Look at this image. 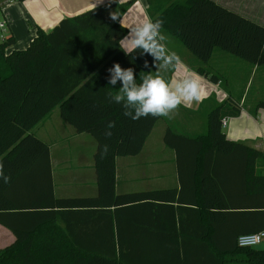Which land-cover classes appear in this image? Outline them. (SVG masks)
<instances>
[{
    "label": "trees",
    "instance_id": "1",
    "mask_svg": "<svg viewBox=\"0 0 264 264\" xmlns=\"http://www.w3.org/2000/svg\"><path fill=\"white\" fill-rule=\"evenodd\" d=\"M133 2L109 0L61 19L47 32L37 28L24 49L6 51L15 43L12 36L0 42V171L8 178L7 183L0 178V224L10 228L16 236L15 243L0 249V264H264V249L236 244L239 235L262 230L264 226L260 224L236 231L233 240L224 246L216 244V231L205 229L200 235L197 256L195 250L191 252L185 247L172 245L166 247L169 260L161 261L158 252L150 263L137 253L138 247L131 249L136 254L130 252L129 247L122 244V230L113 228L112 214L115 212L116 215L117 209L139 205L142 210L136 218L137 228L140 227L136 232H141L143 205L153 206V202L167 206L169 211L165 218L174 226L173 204L180 200L175 189L115 192V158L138 154L161 117L149 115L133 120L123 115L122 104L111 99L121 86L120 81L115 88L108 85L109 69L114 63H119L121 68L133 67L137 83L151 75V56L142 55L139 49L125 55L120 47V41L127 33L120 19ZM146 2L149 18L163 21L161 30L173 35L189 50L201 64L195 68L196 72L210 81L217 83L221 80L220 75L212 74L203 66L215 48L251 65H264V25L215 0ZM145 61L148 67L144 66ZM256 105L264 108V101ZM56 106H59L61 118L76 132L87 133L96 141L94 166L98 194L95 198L59 199L53 194L48 145L30 131ZM239 111V105L231 100L216 104L207 115L204 134L189 136L167 127L163 142L174 150L179 174L184 162H192L188 165L194 166L196 172L201 167L200 177L204 178L207 175L215 177L213 168L217 159L240 161L239 168L247 179L244 205L252 208L256 201L264 204V152L226 138L222 121L228 115H238ZM110 122L115 127L108 129ZM106 131L111 135H105ZM36 160L45 162L47 176L39 179V185L45 188H39V193L31 201L18 202L6 192L21 179L12 177V172L34 168L29 167V163ZM10 172L11 177H8ZM25 182L29 185L32 179L25 178ZM216 204L224 206L219 199ZM64 206L101 209L107 225L105 245H80L68 227L66 237L71 244L67 241L66 244L48 243L47 238L39 236L45 221L26 230L7 220L21 208L46 211ZM241 212L244 215L251 211ZM152 213L154 218L160 217L158 208ZM248 215H253L249 216L252 219L257 214Z\"/></svg>",
    "mask_w": 264,
    "mask_h": 264
},
{
    "label": "crops",
    "instance_id": "2",
    "mask_svg": "<svg viewBox=\"0 0 264 264\" xmlns=\"http://www.w3.org/2000/svg\"><path fill=\"white\" fill-rule=\"evenodd\" d=\"M106 1L109 0H21L16 3L13 1L5 3V0H0V16H3L8 23L7 35L15 40V43L6 51L26 48L35 36L37 28L47 32L61 19L77 15ZM215 1L264 25V0ZM146 8V0H134L127 8L120 19V24L127 29L126 35L120 41V47L127 39L134 38L130 30L149 18ZM24 21L34 28L28 43L27 39H21L19 42L14 35L22 29L21 23L24 25ZM29 21L32 23L29 24ZM162 32L167 37V48L179 56L180 62L167 68L161 67L159 63L155 68L152 62L151 75L159 74L173 90L177 81L195 78L201 85V91L199 100L182 101L168 116H161L138 154L115 158V192L117 194L175 189L176 196L180 198L173 204L174 226L165 218L166 212L169 211L167 206L158 205L156 202H153L155 203L153 206H149L148 203L143 205L144 223L141 224L143 226L141 232H136L140 228H137L136 221L142 210L139 205L125 206L117 209L116 215L115 212L112 214L113 228L118 227L122 230L120 234L122 244L127 245L133 254L136 253L131 249L138 247L137 253L142 254L143 259L149 263L158 252L161 261L169 260L166 247L172 245L185 247L191 252L195 250L194 253L197 256L200 235L205 229L216 231L214 237L216 244L224 246L233 240L236 231L252 225L264 226L262 214L264 204L256 201V205L252 208L244 205L246 204L247 179L243 177L242 169L239 168L240 161L229 158L217 159L214 162L216 168H213L215 177L207 175L204 178L200 177L201 167H198L196 172L194 166L188 165L192 162H184L179 174L175 152L163 142L165 129L170 127L165 119L174 121L176 128L173 130L177 133L189 136L204 134L209 111L216 104H226L227 100H231L239 105L240 111L236 116L228 115L224 118L225 124L222 126L226 138L264 152V108H258L256 105L259 101H264L262 94L264 65H251L215 48L209 61L203 65L210 72L220 75L221 80L214 83L196 72L195 68L201 64L196 58L193 60L189 56L187 53L189 51L183 49L173 35L163 30ZM241 78L243 79L240 82ZM251 78L252 81L255 78V89L249 95ZM203 128L205 130L201 131ZM30 132L48 145L50 177L56 198H95L97 196L94 166L96 141L91 135L76 132L61 118L59 106L54 107ZM29 164V167L34 168L16 169L12 172V177H21V179L19 183L16 182L13 185L12 189L6 191L18 202L31 201L30 199L39 193V188H45L44 185L42 187L39 185V179L47 176L45 162L36 160ZM8 177H11V172ZM25 178L32 179V183L27 185ZM218 199L224 206H217ZM203 205L209 207L202 208ZM157 208L160 217L154 218L152 212ZM32 209L34 208L16 210L7 217V220L16 227L26 230L45 221L46 225L39 232V236L47 238L48 243L52 241L54 244L62 242L71 244L66 237L68 227L76 243L80 245H105V226L107 225L105 215L98 207L64 206L53 207L52 210L46 211ZM241 211H251L245 212L248 214L256 212L257 215L249 219L253 215H241L243 213ZM114 232L116 236V231ZM15 241L16 236L10 228L0 224V249L12 245Z\"/></svg>",
    "mask_w": 264,
    "mask_h": 264
},
{
    "label": "clouds",
    "instance_id": "3",
    "mask_svg": "<svg viewBox=\"0 0 264 264\" xmlns=\"http://www.w3.org/2000/svg\"><path fill=\"white\" fill-rule=\"evenodd\" d=\"M162 24L163 21L160 19H146L130 30L134 38L127 39L122 44L121 50L125 55H129L139 49L142 55L152 57L155 68L158 63L163 68L179 63V56L166 46L167 37L161 30ZM144 66L148 67L147 61ZM109 71L111 72L108 79L110 87L115 88L117 81L121 82L119 91L111 96V99L117 104H122L125 109L123 115L133 120L149 115L168 116L182 101H193L200 98L201 85L195 78L177 81L173 90L159 74L147 75L140 83H137L133 67L121 68L119 63H114ZM113 127L115 124L112 122L107 125L108 129ZM105 135L110 136L111 132L106 131ZM104 150L107 151V146ZM0 178L7 183L8 178L3 176L2 171H0Z\"/></svg>",
    "mask_w": 264,
    "mask_h": 264
},
{
    "label": "built area",
    "instance_id": "4",
    "mask_svg": "<svg viewBox=\"0 0 264 264\" xmlns=\"http://www.w3.org/2000/svg\"><path fill=\"white\" fill-rule=\"evenodd\" d=\"M12 1L15 0H5V3ZM7 26H8L7 20L3 16H0V42L4 41L8 37ZM224 124H225L224 121H222V125ZM263 240H264V229L253 233H245L239 235L236 239V244L239 247H256V245L261 243Z\"/></svg>",
    "mask_w": 264,
    "mask_h": 264
},
{
    "label": "rangeland",
    "instance_id": "5",
    "mask_svg": "<svg viewBox=\"0 0 264 264\" xmlns=\"http://www.w3.org/2000/svg\"><path fill=\"white\" fill-rule=\"evenodd\" d=\"M19 1H21V0H15V1H13V3H16V2H19ZM222 1H224V0H222ZM6 5H8V4H6ZM27 20V19H26ZM32 22L31 21H29V24H31ZM21 30L20 31H17V33H15L14 35H15V37H17V39H18V41L20 42V40L21 39H27V43H28V40H29V38H30V36H32V30L34 29L32 26H29L28 25V23L27 22H25L24 21V25H23V23H21ZM177 41V43L181 46V47H183V49H185L186 51H189L182 43H180L178 40H176ZM188 54H189V56L193 59V60H195L194 58V56L190 53V52H187ZM231 55V54H230ZM240 59V58H239ZM207 70H209V69H207ZM212 74H215V73H213V72H211ZM217 75H219V74H217ZM255 78H256V76H255ZM255 78L253 79V81H252V78H251V81H250V83L252 82V85H251V89H250V91H249V95L252 93V91H254V89H255ZM242 79L243 78H241V80H239L240 82L242 81ZM262 94H263V97H264V90L262 91ZM56 110H58V108H56ZM166 121H167V124L170 126V128L171 129H175L176 127H175V123H174V121H171V120H167V119H165ZM176 122V121H175ZM205 130V128H203L201 131H204ZM160 140V139H159ZM256 248H261V249H264V240L261 242V243H259L258 245H256Z\"/></svg>",
    "mask_w": 264,
    "mask_h": 264
}]
</instances>
